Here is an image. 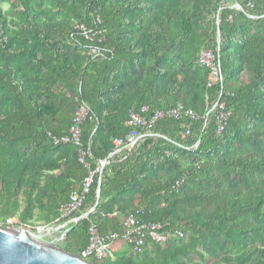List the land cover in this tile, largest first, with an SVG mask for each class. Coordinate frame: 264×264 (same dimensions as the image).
<instances>
[{
	"label": "trees",
	"instance_id": "16d2710c",
	"mask_svg": "<svg viewBox=\"0 0 264 264\" xmlns=\"http://www.w3.org/2000/svg\"><path fill=\"white\" fill-rule=\"evenodd\" d=\"M203 49L218 55L213 86ZM219 101L221 133L214 112L204 119ZM82 103L81 145L56 144ZM178 105L199 120L165 117L109 158L133 112ZM105 160L82 212L100 185L98 207L68 228L67 253L86 249L92 223L107 234L133 215L171 236L92 264H264V0H0V222L55 223Z\"/></svg>",
	"mask_w": 264,
	"mask_h": 264
},
{
	"label": "built area",
	"instance_id": "2783aa9c",
	"mask_svg": "<svg viewBox=\"0 0 264 264\" xmlns=\"http://www.w3.org/2000/svg\"><path fill=\"white\" fill-rule=\"evenodd\" d=\"M77 27L86 34L87 38L102 35V31H96L93 33L92 31H87L83 25ZM101 40L102 39H100V41ZM91 52L95 55H99L101 53V51L96 48L92 49ZM200 63L210 70L209 86L216 85L221 81L218 55L214 50L203 49L200 54ZM148 112L149 108L145 107L142 109L141 114L134 112L131 114L126 125L132 128V132L126 139H115L113 141L115 149L110 154L109 158H113L115 155H119L124 151L131 152L140 140L147 136V131L165 117L178 120L185 116L190 118L192 122L199 120V116L193 110H185L182 105H178L167 112L156 111L150 116H147ZM212 112H214L216 116L215 119L218 127V133H221L226 127L231 113L227 111L226 103L219 101L207 114V116L204 117L206 123L208 122V116ZM89 113L88 106L84 103L80 104L74 116L71 128L60 139H55V143L58 144L63 142L80 146L82 134L81 126L89 117ZM186 135H190V130L187 131ZM85 156V153L81 154V162H84ZM109 163V160L102 161L95 171L90 170V173L84 180L83 184L76 188L71 193L69 201L60 207V217L55 221V223L51 225L31 226L18 224L13 218H8L5 222L0 224V227L13 231H18L19 229H29L38 233L47 231L49 227L60 228L62 231L61 237L65 239L68 233V228L72 224H76L80 219L88 217H86V213L88 211L83 213L82 208L94 183V177L98 173L102 174V169ZM81 213L82 216L79 218L77 215ZM119 219L121 230L107 234L101 233L98 224L92 223L89 228V244L86 249L80 253L79 257L89 262L92 259L97 261L106 259L112 256L114 246L118 243H123L133 252H141L146 247L148 240L151 239L157 243H164L172 234L169 229L170 224L167 222L153 223L138 221L133 215H123L120 216ZM175 234L180 238L184 237V233L180 229H176Z\"/></svg>",
	"mask_w": 264,
	"mask_h": 264
},
{
	"label": "water",
	"instance_id": "95a60500",
	"mask_svg": "<svg viewBox=\"0 0 264 264\" xmlns=\"http://www.w3.org/2000/svg\"><path fill=\"white\" fill-rule=\"evenodd\" d=\"M218 38L221 39L219 27ZM100 193L99 185L96 204L86 217L97 209ZM59 230L49 227L47 231L38 233L29 229L13 231L0 227V264H92L57 246V242L64 239L56 237Z\"/></svg>",
	"mask_w": 264,
	"mask_h": 264
},
{
	"label": "rangeland",
	"instance_id": "374dc122",
	"mask_svg": "<svg viewBox=\"0 0 264 264\" xmlns=\"http://www.w3.org/2000/svg\"><path fill=\"white\" fill-rule=\"evenodd\" d=\"M235 7H238V6H235ZM3 8L5 9V10H8V8H9V4L7 3V4H3ZM0 224H2V222H0ZM38 225H40V224H36L35 226H38ZM62 241H60V242H58L57 243V246L59 247V248H61V243ZM62 249V248H61ZM125 250V247H120V248H118L117 249V251H119V252H121V251H124Z\"/></svg>",
	"mask_w": 264,
	"mask_h": 264
},
{
	"label": "crops",
	"instance_id": "0c3cea01",
	"mask_svg": "<svg viewBox=\"0 0 264 264\" xmlns=\"http://www.w3.org/2000/svg\"><path fill=\"white\" fill-rule=\"evenodd\" d=\"M61 230V229H60ZM57 231L56 232V237L57 238H60L61 236H62V231ZM58 242H60V241H58ZM57 242V243H58ZM120 247H125V245L123 244V243H118L116 246H114V249H118V248H120ZM126 248V247H125Z\"/></svg>",
	"mask_w": 264,
	"mask_h": 264
}]
</instances>
